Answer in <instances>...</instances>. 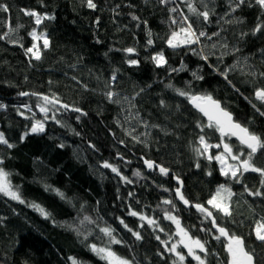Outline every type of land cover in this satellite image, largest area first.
<instances>
[{"label":"trees","instance_id":"16d2710c","mask_svg":"<svg viewBox=\"0 0 264 264\" xmlns=\"http://www.w3.org/2000/svg\"><path fill=\"white\" fill-rule=\"evenodd\" d=\"M0 3L11 6L9 13L0 12V34L8 31L9 26L22 25L14 34V38L19 37L24 45V48H21L8 40H0V103L7 106L6 109H0V130L18 145L12 150L3 149L5 157L9 154L13 157L6 160L5 168L13 173L10 179L14 185H20L23 197L46 208L56 221L54 224L32 208L0 197V216L6 217L0 224V264H70L67 259L69 256L76 257L84 264H105L85 247L90 243L98 246L107 243V238L98 230V225L104 224L115 228L119 236L132 248L130 251L129 247L112 245L119 255L129 259L135 255L138 264H148L149 261L150 264H171L174 256L164 253L165 258L161 259L156 255L157 251H163V248L155 239V235H160L165 240L168 237L163 232L153 234L147 224L140 229L141 222L138 218L127 215L129 206L156 219L169 233L175 231V225L164 219V215L165 210L171 211L173 215L178 216L182 225L191 229L192 235L208 240L210 248L220 254V259L226 260L220 243L199 231L200 227H210V223L201 224V214L194 209H186L175 197L177 185L172 178L173 174L183 180L182 191L193 203L204 204L219 184L230 183L220 176L215 161L209 164L206 159H200L201 168L195 167V156L189 143H194L199 133L195 121L204 118L187 100L166 87L170 82L175 87L184 88L185 82L193 78L190 71L169 77L163 68H155L146 57L150 53L163 50L173 66H178L181 58L189 70L203 66L204 80L194 81L193 90L212 94L215 99L226 105L235 119L243 123L254 117L251 104L245 99L252 96L254 85L246 82L251 77L243 76L239 72L230 73L229 78L240 90L236 92L222 76L209 69L197 56L184 54V49L180 50V54H174L163 40L168 32V25L165 23L167 10L157 5L155 0L150 6H145L142 0H96L97 11L81 6L80 0H44L46 7H41L39 0H0ZM117 4L121 5L118 9L121 13L119 16L112 12ZM126 4H134L136 7H125ZM21 8L54 13L56 19L45 21L37 28L34 18L24 16L20 12ZM217 10L223 12L224 9L219 6ZM133 11L148 21L154 36L162 38L155 40V47L145 50L147 37L143 25L136 28V22L131 21L128 15ZM238 14L245 16L247 21L246 26L239 27L250 28L255 22L258 9H245ZM97 17L100 19L98 28L95 25ZM125 25L127 28H124ZM224 26L229 29L231 40V32L234 29L232 26ZM33 28L37 29V33L41 30L47 32L51 47L49 50H43L41 46L43 59L40 62L32 60L30 64L24 49L33 43L28 35ZM208 30H217L215 24ZM97 38L102 43H97ZM133 46L136 47L138 56H127L123 51H115ZM261 47H264V39L249 37L243 45L241 55L255 54L251 63L255 64L258 70L264 71V65L260 63L257 52ZM133 58L140 60L139 67H129L125 63L126 59ZM234 59L232 56H226L219 64L220 70L223 71L225 65L232 64ZM209 62L217 63L215 57ZM73 65L75 67H72ZM115 68L120 69L121 74L119 84L114 90L131 97L141 87L146 88L136 99L140 116L149 123L165 126L174 133L164 136L159 130L151 129L152 137L159 141V145L153 140H149V147L138 144L117 126V118L124 123L127 112L120 114V106L109 103L102 94L106 90L103 81L110 78ZM98 76L100 80L97 79ZM72 77L87 84L89 90L85 91ZM149 84L150 88L147 87ZM93 89L95 91H92ZM20 92L48 96L55 94L63 103L80 107L88 115L81 116L77 121L78 113L60 109L58 119L69 127H60L49 121L45 134L29 136L21 144L19 136L30 121L18 115L17 108L24 111L23 105L30 106L37 112L38 119H42V114L36 108L38 98L33 95L20 96ZM160 99H164L171 107L161 109ZM177 104L181 105L178 112L175 111ZM25 115L31 113L25 112ZM131 126L137 128L133 135L149 131L136 125L135 120L131 125L125 124V127ZM253 128L264 132V118L256 115ZM71 129L81 135L76 136ZM141 139L144 140L145 137L141 136ZM218 139L219 135L216 133L211 142L216 143ZM121 140L125 143H119ZM61 141L67 145L63 149L56 147ZM89 143L94 144L97 150L89 148ZM230 143L237 144L233 139ZM36 157L43 163H34ZM141 157L152 159L170 168L172 172L168 177H164L158 170H146ZM103 161L117 166L133 183L125 184L110 169L100 167ZM259 163L264 166V159H259ZM209 169L212 176L206 175ZM137 170L147 179L134 176L133 173ZM258 179L257 174H246V182L250 188L258 184ZM45 183L64 192L72 200V204L61 200L54 192L45 191ZM165 188L169 191H164ZM232 189L237 193L232 202L236 223L225 221V225L238 234L247 235L253 219L264 215V203L247 194L239 195L243 191L241 184L232 183ZM130 192L133 194L131 197ZM165 199L173 200L178 211L164 204ZM249 204L255 209L256 216H253ZM81 205L85 206L83 212H79ZM85 215L94 219L99 216L102 220L90 224L83 221ZM117 217L123 218L134 230H139L144 236L143 241H135ZM66 225L78 229L82 235L78 237L76 232L69 230ZM84 236H87V240ZM176 239L179 238L173 237V240ZM250 239L254 241V237ZM209 260L210 264H217L215 257H209ZM194 263L191 257H187L185 264Z\"/></svg>","mask_w":264,"mask_h":264},{"label":"snow or ice","instance_id":"6c2138e0","mask_svg":"<svg viewBox=\"0 0 264 264\" xmlns=\"http://www.w3.org/2000/svg\"><path fill=\"white\" fill-rule=\"evenodd\" d=\"M41 7H46L44 0H39ZM81 6L86 7L92 11L98 10L96 0H80ZM145 6H150L153 0H142ZM155 3L162 6L167 10L168 17L167 23L168 32L166 37L163 38L164 44L167 48L171 49L174 54H180V50L184 49V54L191 53L197 56L204 62L209 69L216 74L223 77L230 87L236 92L240 90L232 83L230 73L239 72L243 76L251 77L247 83L254 85L251 98L245 97L254 111V117L249 119L247 123H243L234 118L233 113L228 110L226 105L218 99H215L210 93H198L193 90L192 85L194 81L204 80L203 66H198L195 70H189L184 59L181 58L178 66H173L163 50L150 53L146 59H148L155 68H163L172 77L173 74L179 75L181 72L190 71L192 80L185 82L184 88L175 87L172 83H168L166 87L172 90L177 96L183 97L187 102L200 114L204 119H197L195 121V127L199 130L196 141L190 142L189 147L195 156V167L201 168L199 163L200 159H206L209 164L215 161L219 165V174L224 177L225 181L230 183L219 184L215 192L204 203H193L189 200L183 189V180L179 176L173 174L172 178L176 180L178 187L175 189V197L186 207H193L198 213L201 214L203 219L201 224L205 222L210 223V227H200L199 231L204 232L206 236H210L212 240L217 241L222 246L223 252L226 254L227 259H220V254L212 250L209 246L208 240H202L199 237L192 235L191 229L181 224L178 216L173 215L171 211L165 210L164 219L171 221L175 225V231L169 233L159 222L142 212L134 210L131 206L128 207L127 215L137 217L141 222L139 228L143 229L145 224L152 229L153 234L157 232H163L168 238L162 239L160 235H155V239L162 246L163 251H157L156 255L161 259L165 258L164 253H168L174 256L175 259L171 261V264H185L187 257H191L192 261L196 264H210L209 257H215L217 264H264V215H259L258 218L253 219L252 224L249 225L250 231L247 235L238 234L237 232L226 227L225 221L236 223L234 218L233 209V197L237 196V193L232 189V183L241 184L243 191L239 195L247 194V196L253 199H259L264 203V166H261L259 159H264V132L256 131L253 128L255 124V116L264 118V71L258 70L255 64L251 63L253 55H241L243 53V45L247 42L249 37H258L264 39V0H155ZM183 5V7H181ZM125 7L135 8L134 4H126ZM219 6L223 7V12H219L217 9ZM121 7L117 4L112 9L114 15L119 16L121 13L118 9ZM258 9L254 24L248 27H239L241 25L246 26V17L239 15L245 9ZM11 6L5 3H0V12L9 13ZM20 12L24 16H30L34 18V23L37 28L45 21H53L56 19L54 13L39 12L34 9L21 8ZM131 21H135L136 28H140L143 25V30L146 34L145 50L149 47H155V40L162 39L159 36H154L149 23L146 19L137 15L134 11L129 12ZM115 22V21H114ZM99 17L95 20V25L99 26ZM215 24V31L209 32ZM224 25L232 26L234 29L231 32V40L229 39V29ZM22 25L16 27L9 26L8 31L0 34V40H8L13 44H18L21 48H24L23 43L19 37L14 38V34L19 31ZM127 28V25L124 26ZM238 29V30H236ZM118 30H123L119 29ZM28 35L31 37L33 43L31 46L24 49V54L29 57V63L32 60L40 62L43 59L41 46L36 41L42 40L43 50H49L51 47V39L47 32L41 30L39 34L37 29L33 28ZM97 43H102L97 38ZM112 49H110L111 51ZM115 51H123L127 56H138L139 53L135 46L127 47L123 49H115ZM259 53L260 63L264 65V47L257 49ZM107 56V53H105ZM226 56L234 57V62L230 65H225L223 71L220 70L219 64L224 60ZM215 57L217 63H210V59ZM125 63L129 67H139V59H126ZM72 67H75L73 65ZM120 69L115 68L112 71L110 78L103 81L105 91L102 92L105 99L111 103L120 106V114L125 111L127 115L124 116V123H121L119 118L115 121L117 126L124 130L127 136H130L136 143L144 144L145 147H149V140H153L157 145L159 141L152 137L151 129L159 130L164 136L173 135L167 127L160 124L149 123L147 120L140 116L139 110L136 105V99L141 93L146 91V88L141 87L138 92H135L131 97L127 95H121L119 91L114 90L119 84ZM76 80L77 84H81L85 91H88V85L83 84L76 77H72ZM98 80L101 78L98 76ZM51 83V81H49ZM151 87V84L147 86ZM92 91H95L93 89ZM20 96L33 95L38 98L36 108L39 113L42 114V119L37 118V112L28 105H23L24 111H20L17 108V114L23 117L25 120L30 121V124L25 126V129L19 136V143H24L29 136L43 135L46 133V126L49 121L55 123L60 127H69L63 121L58 119L60 109L65 112L78 113L76 116L77 121L81 116H87L88 113L82 108L63 103L59 97L55 94L52 96L44 95L41 93H28L20 92ZM125 105L127 107H125ZM58 106V107H57ZM159 107L161 109H169L171 106L164 100L160 99ZM181 105L175 106V111L178 112ZM7 106L0 103V109H6ZM25 112L31 113V115H25ZM119 115V114H118ZM136 121V125L145 128L144 133L133 135L137 131L135 126L125 127V124L131 125L132 121ZM179 126V125H178ZM76 135L80 136L81 133L71 129ZM219 134L218 142L212 143V136ZM115 134L113 133V136ZM141 136L145 139L142 140ZM50 139L54 137H49ZM179 138V137H177ZM235 138L237 144L230 143ZM119 143L124 144L123 140ZM0 197H6L8 200L15 201L18 204L32 208L38 212L45 220H50L54 224L56 223L54 216L46 208L34 201L26 200L22 193L20 185H14L10 179L13 173L9 172L5 168L7 159L13 157L9 154L7 157L3 155V149L12 150L16 148L17 143L11 141L6 133L0 130ZM67 145L61 141L56 147L63 149ZM88 147L93 151H96V146L89 143ZM216 149L218 151L213 152ZM159 151V147H157ZM119 155V154H118ZM78 158H80L78 156ZM120 159H124L123 156H119ZM259 158V159H258ZM82 159V158H81ZM144 165L149 170H157L159 174L168 177L172 170L162 164L156 163L152 159H146L141 157ZM34 163L42 164L43 161L39 157L34 158ZM100 167L104 169H110L112 173L120 178L125 184L133 183L132 180L122 174L117 166L110 164L108 161H103ZM254 173L259 177L258 184L249 187L246 182V174ZM134 176L141 179H147L140 171H135ZM206 175L212 176V171L209 169ZM45 191L54 192L61 200L72 204V200L62 191L57 188H53L51 185L44 184ZM253 188L255 190H253ZM119 191V190H117ZM164 191H169L165 188ZM133 194L130 192L129 196ZM120 197L118 196L117 199ZM139 203V201H137ZM163 203L170 205L172 210L178 211L176 205L171 199L163 200ZM247 204L248 202L245 201ZM99 204V201L97 202ZM75 206V205H73ZM84 205H81L79 212L84 211ZM249 209L253 212V216H256L255 209L249 204ZM14 211V210H13ZM6 219L4 216H0V224ZM119 223L129 232L135 241H143L144 236L139 230H134L130 227L123 218L117 217ZM102 220V217L97 216L95 219L90 216H83V221L93 224ZM69 230L76 232L79 237L82 233L73 228L71 225H66ZM195 227V226H192ZM99 233L103 234V237L107 238V243L103 246H98L95 243L86 244L88 248L96 257L105 264H138L135 255L131 259L119 255L112 248V245H122L129 247L122 237L119 236L117 230L110 225H98ZM214 230V231H213ZM173 237L179 239L173 240ZM254 237V241L250 239ZM87 240V236H84ZM181 249L186 251H181ZM68 261L70 264H84L83 261L78 260L76 257L69 256ZM27 264V262H25ZM150 264V261L148 262Z\"/></svg>","mask_w":264,"mask_h":264},{"label":"water","instance_id":"95a60500","mask_svg":"<svg viewBox=\"0 0 264 264\" xmlns=\"http://www.w3.org/2000/svg\"><path fill=\"white\" fill-rule=\"evenodd\" d=\"M188 104H189V103H188ZM189 105H190V104H189ZM218 135H219V134H218ZM233 140L236 141L235 138H233ZM236 142H237V141H236ZM118 159H119V158H118ZM143 166L145 167L146 170H148V169L146 168V166L144 165V162H143ZM157 170H158V169H157ZM173 180H175V179L173 178ZM175 183H176V180H175ZM176 185H177V183H176ZM177 187H178V185H177ZM176 200L179 202L180 205H183V204H182L177 198H176ZM183 206H184L186 209H194V210H196V209L193 208V207H186L185 205H183ZM213 231H214V230H213Z\"/></svg>","mask_w":264,"mask_h":264},{"label":"rangeland","instance_id":"374dc122","mask_svg":"<svg viewBox=\"0 0 264 264\" xmlns=\"http://www.w3.org/2000/svg\"><path fill=\"white\" fill-rule=\"evenodd\" d=\"M38 34H39V33H38ZM36 43H38L40 46H42V40H40V41H36ZM218 168H219V165H218ZM181 251H186V250L181 249ZM194 262H195V261H194ZM194 264H196V262H195Z\"/></svg>","mask_w":264,"mask_h":264}]
</instances>
